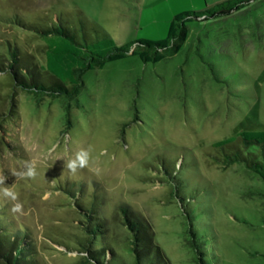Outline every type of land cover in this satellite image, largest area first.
Instances as JSON below:
<instances>
[{
    "label": "rangeland",
    "instance_id": "1",
    "mask_svg": "<svg viewBox=\"0 0 264 264\" xmlns=\"http://www.w3.org/2000/svg\"><path fill=\"white\" fill-rule=\"evenodd\" d=\"M223 1L0 0V16L62 23L83 42L105 32L121 46L160 41L175 15ZM188 26L177 54L158 63L131 54L90 70L75 98L15 90L0 72V174L19 193L23 214L0 203L31 230L45 264H81L78 252L50 238L78 232L74 203L61 189L82 185L104 195L101 213L128 263L117 216L123 204L148 221L171 264H264V180L245 163L217 161L235 148L213 147L264 131V0ZM7 40L46 64L42 39L0 21V43ZM89 145L91 170L72 176L64 162ZM29 159L38 163L34 181L11 175Z\"/></svg>",
    "mask_w": 264,
    "mask_h": 264
},
{
    "label": "trees",
    "instance_id": "2",
    "mask_svg": "<svg viewBox=\"0 0 264 264\" xmlns=\"http://www.w3.org/2000/svg\"><path fill=\"white\" fill-rule=\"evenodd\" d=\"M252 1L226 0L202 11L179 13L172 19L166 38L160 41L141 39L121 46L105 32L106 36L83 42L62 23L42 26L26 23L19 14L0 16L1 22L42 39L47 56L46 64L42 65L33 52L22 49L16 41L7 40L0 43V72L11 78L10 86L15 90L36 95L43 93L53 99L61 96L75 98L84 87L86 72L102 69L108 63L131 54L138 55L144 63H158L181 50L189 36L190 22L229 16ZM226 146L235 150L225 152L224 158L217 161L225 167L245 163L264 180V131H242L237 137L213 144L215 148ZM61 191L74 203L79 216L78 232L65 240L50 239L70 251L78 252L81 264H171L155 242L154 231L148 221L129 206L123 204L117 216L128 238L130 263L119 255L117 245L111 241L109 218L101 213L102 192L96 189L89 194L83 185L81 190L63 188ZM0 264H45L39 257L31 230L8 216L6 205L2 203Z\"/></svg>",
    "mask_w": 264,
    "mask_h": 264
},
{
    "label": "clouds",
    "instance_id": "3",
    "mask_svg": "<svg viewBox=\"0 0 264 264\" xmlns=\"http://www.w3.org/2000/svg\"><path fill=\"white\" fill-rule=\"evenodd\" d=\"M93 148L91 145L87 148H80L74 153L72 157L67 159L63 167L68 170L72 176H76L84 169L91 170L93 163ZM38 163L35 159L23 161V168L20 171H13L11 173L18 180H35L38 176ZM7 176L0 174V199L9 201L11 203L10 212L12 214H23V204L19 201V193L13 190L12 187L7 186Z\"/></svg>",
    "mask_w": 264,
    "mask_h": 264
}]
</instances>
